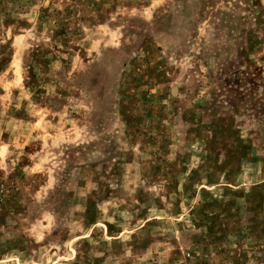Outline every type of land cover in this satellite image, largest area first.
I'll use <instances>...</instances> for the list:
<instances>
[{"label": "rangeland", "instance_id": "1", "mask_svg": "<svg viewBox=\"0 0 264 264\" xmlns=\"http://www.w3.org/2000/svg\"><path fill=\"white\" fill-rule=\"evenodd\" d=\"M0 264H264V0H0Z\"/></svg>", "mask_w": 264, "mask_h": 264}]
</instances>
